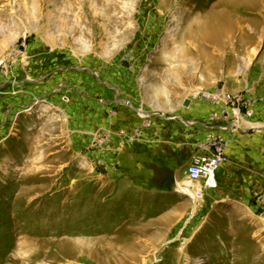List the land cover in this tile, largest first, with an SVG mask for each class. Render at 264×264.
<instances>
[{
	"label": "rangeland",
	"instance_id": "374dc122",
	"mask_svg": "<svg viewBox=\"0 0 264 264\" xmlns=\"http://www.w3.org/2000/svg\"><path fill=\"white\" fill-rule=\"evenodd\" d=\"M254 67L264 0H0V264H264L260 171L203 198L179 161L210 129L130 126L188 101L208 120Z\"/></svg>",
	"mask_w": 264,
	"mask_h": 264
},
{
	"label": "built area",
	"instance_id": "2783aa9c",
	"mask_svg": "<svg viewBox=\"0 0 264 264\" xmlns=\"http://www.w3.org/2000/svg\"><path fill=\"white\" fill-rule=\"evenodd\" d=\"M202 98L207 99L214 108L207 123L210 125L208 129L214 135L210 147L191 157L184 174L190 183H203L206 190L214 191L219 189V183L216 179L217 171L230 162L227 149L231 141L226 137V134L258 130L254 118L256 106L261 100L249 97L246 93L233 94L224 88L217 89L210 94H204ZM168 119L188 123L177 116L168 117ZM144 125L146 124L144 123ZM190 125L196 126L198 124L191 122ZM138 131L136 133L140 139Z\"/></svg>",
	"mask_w": 264,
	"mask_h": 264
},
{
	"label": "crops",
	"instance_id": "0c3cea01",
	"mask_svg": "<svg viewBox=\"0 0 264 264\" xmlns=\"http://www.w3.org/2000/svg\"><path fill=\"white\" fill-rule=\"evenodd\" d=\"M255 67L257 68L258 66L256 65ZM255 67L252 69V72L250 74L255 72V74L257 73L256 77H258V75L259 77L258 78L254 77L253 79L251 78V80H248L247 84L244 85V87H242L241 89L235 91L236 93L234 94L246 93V95L254 99L257 98L264 99L263 95L261 94L264 91V83L262 82L260 83L261 73L259 71H256ZM6 99L8 98L6 97ZM190 105H191L190 109H192L194 103L191 101ZM190 109H187L186 111L183 112L180 110H184V108L179 109L177 110L178 113L176 112L177 113L176 116L186 122L188 121V119L194 120V122L198 124L196 126H202V128H204V126H207L206 128L210 126L207 124L208 120L203 121V119H201L204 114L202 113L203 111H200L199 113L198 110L192 111ZM213 109L214 108L212 107L211 109H208L206 111V115L211 114ZM6 114L7 113H5V115ZM258 114L264 115V103L262 105L258 104L256 106L255 116ZM9 118H11L10 122H12L13 114L11 112L8 115L6 121H4V119L2 120V122L3 121L5 122L4 126H8V124L10 123V122L8 123ZM20 121L22 120L20 119ZM137 121H138L137 119L136 121H133L130 126H186L183 125L185 123L182 122L180 123V121H176V123L170 122L168 116L167 117L162 116V118L158 116L152 117L149 120L151 124L148 125H144V123L139 124V122ZM254 121H256V119ZM126 125L127 124L125 125L123 124L120 126H126ZM256 127L258 128V131H260L259 137L257 136V133L253 134L252 131L245 132L244 134L237 137L233 136V138L232 136H226L231 141V144L227 149V156L229 157L230 162L219 169L220 172H222V175L220 176V180L218 181L219 189L214 191H219L221 187H228L230 190L223 192V196L225 195L224 197L222 196L218 197L220 198L219 200L221 201L225 200V198H227L228 200L237 201L238 199H240V197H237L238 195H243L244 196L243 198L245 199H247L248 195L250 197L251 196L250 187H252L253 178H254L253 173L256 172V169L260 171V176L263 179V183H264V126H256ZM175 142H179L178 139H175ZM241 164L243 165L245 171H248V173H245L246 181L244 187H242V185H239V183L237 184V169L242 167ZM185 168H184V172H185ZM178 182L179 181H177V186H178ZM198 185H201V191L203 193L206 190L204 184L198 183ZM208 191H210L211 193L213 192V190L212 191L208 190ZM204 197L205 195L203 193V198Z\"/></svg>",
	"mask_w": 264,
	"mask_h": 264
},
{
	"label": "trees",
	"instance_id": "16d2710c",
	"mask_svg": "<svg viewBox=\"0 0 264 264\" xmlns=\"http://www.w3.org/2000/svg\"><path fill=\"white\" fill-rule=\"evenodd\" d=\"M187 157H188V159L190 158V156L189 155H186ZM187 157H185V158H181V160L179 161V164H180V166L179 167H181L182 168V170H184V168H185V166L189 163V161L191 160V158L189 159V161H188V159H186ZM157 161L158 160H155L153 163V165H154V167H156V168H159V169H161L162 167H164L163 165H162V163H161V165H157ZM185 164V165H184ZM171 184H174V180H173V178H171ZM166 188H168V187H166ZM165 188V189H166Z\"/></svg>",
	"mask_w": 264,
	"mask_h": 264
},
{
	"label": "bare ground",
	"instance_id": "6f19581e",
	"mask_svg": "<svg viewBox=\"0 0 264 264\" xmlns=\"http://www.w3.org/2000/svg\"><path fill=\"white\" fill-rule=\"evenodd\" d=\"M153 90H154V89H153ZM153 92H154V94H155L154 97H156V96L159 94L158 91H153ZM155 100H156V99H155ZM178 185H179V186H178V189H180L181 192H183V193H184V192H185V193H190V194H191L190 196H193L194 198L196 197L195 194H194L193 192L190 191V189H187V188H185V187L180 186L179 182H178Z\"/></svg>",
	"mask_w": 264,
	"mask_h": 264
},
{
	"label": "water",
	"instance_id": "95a60500",
	"mask_svg": "<svg viewBox=\"0 0 264 264\" xmlns=\"http://www.w3.org/2000/svg\"><path fill=\"white\" fill-rule=\"evenodd\" d=\"M184 106H185V107H189V106H190V101L185 102V103H184Z\"/></svg>",
	"mask_w": 264,
	"mask_h": 264
}]
</instances>
